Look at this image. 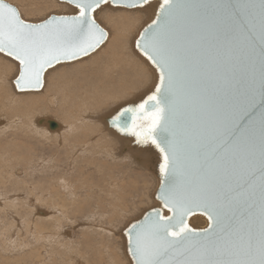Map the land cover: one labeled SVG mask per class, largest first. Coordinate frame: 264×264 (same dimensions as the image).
Listing matches in <instances>:
<instances>
[{
	"label": "snow or ice",
	"instance_id": "6c2138e0",
	"mask_svg": "<svg viewBox=\"0 0 264 264\" xmlns=\"http://www.w3.org/2000/svg\"><path fill=\"white\" fill-rule=\"evenodd\" d=\"M111 2L152 7L151 0ZM65 3L71 14L33 23L0 0V53L18 63L17 89L42 87L49 69L107 39L97 14L109 0ZM201 9L223 14L210 41L190 28V14ZM149 20L135 46L158 74L154 91L104 117L160 156V207L125 233L133 264H264V0H158ZM234 51L258 60L259 102L225 111L213 82ZM195 216L206 217L207 227L190 226Z\"/></svg>",
	"mask_w": 264,
	"mask_h": 264
},
{
	"label": "bare ground",
	"instance_id": "6f19581e",
	"mask_svg": "<svg viewBox=\"0 0 264 264\" xmlns=\"http://www.w3.org/2000/svg\"><path fill=\"white\" fill-rule=\"evenodd\" d=\"M26 1L32 6L44 3L43 0ZM47 1L45 0V3ZM56 2L51 1L53 4ZM151 3L152 7L148 8L147 12L140 9H132L138 10L135 12L117 10V14L122 12L118 16L124 20L126 18L127 22L117 21L121 22L118 23L119 26L114 22L111 26L114 32L111 38L107 39L109 42L105 43L106 46L104 44L95 55L92 54L87 62L83 59L88 57L83 58V63L81 61L78 67L66 68L68 70L60 67L57 70V65L51 76L48 70L44 76L45 90L42 88L44 92L38 93L40 96L37 93L32 94L34 92H20L15 84H9L16 79L14 77L17 75L15 70L18 64L4 58L1 53L0 111L4 115H0L3 117H0V213H6L5 220L0 217V264H78L80 261L79 264H133L128 255L127 238L122 229L126 227V230L132 223L130 219L139 205L142 209L147 206L149 210L154 208L153 206L156 207L153 198L155 199L154 188L158 177L154 176L159 173L160 156L152 147L143 148L136 145L134 137L116 133L105 123L104 117L116 107L140 102L154 91L158 82L155 69L135 46L142 29L150 22L149 16L154 18L158 0ZM47 4L49 5V2ZM110 8L121 9L108 4L102 12H109L108 16L115 14L116 10L111 11ZM130 26L133 28L129 29ZM135 26L136 30L131 32ZM77 63L80 64L78 61ZM60 69H65V72ZM79 89L82 90V95L78 92ZM69 90H72V95ZM68 96L80 100L82 107L77 111L80 118L74 116V119L80 121L77 122L81 128L80 132L75 123V135H71L72 126L45 115L47 108H43L45 104L42 103L46 100L47 103H55V100L59 99L65 101ZM54 123L58 128H52ZM70 137L75 138V144L70 142ZM79 137L84 139L78 141ZM61 140L67 147H80L79 155L86 154L87 160L84 158L82 168L73 163L77 168L75 172L82 177L79 183L67 178H55L53 170L63 162V157L55 147L53 152L43 148L42 143L54 142L60 145ZM27 142L34 143L35 148L27 146ZM68 148H65L66 151L64 149L65 153L71 152ZM65 156L68 157L66 164L72 156L74 157L71 154ZM45 162L48 163L50 176L42 170ZM33 164L44 175L38 182H32L33 188H29L27 182L30 180L26 181L25 178L19 177V174L16 176L15 170L23 166L29 170ZM149 171H153L154 176ZM139 181L143 184V196L142 201L137 202L140 190L139 186L137 188L134 184L140 183ZM14 182L17 184L15 190ZM58 184L66 191H57ZM70 189L71 197L63 194ZM22 196H26V199L21 198ZM23 201L25 203L20 204ZM45 203L46 207L43 206ZM66 203L71 205L68 207ZM8 209L9 212H14L11 213L10 219L6 217ZM27 209L36 219H28L22 230L17 226L22 225ZM140 210L139 208L138 211ZM142 213L145 214L143 210L139 212ZM78 220L83 221L82 226L87 233L83 234V240L75 241L74 245V242H71L73 227L69 231L64 228L70 227V224L73 225ZM191 220L205 226L204 228L207 227V221L203 217H191ZM127 221L130 223H126ZM14 227L16 229L12 230ZM62 235L67 240L59 238ZM113 241L115 246L111 244ZM96 246L99 247L98 256H93V261H90L89 252ZM83 249L86 250L83 251L84 254L81 252Z\"/></svg>",
	"mask_w": 264,
	"mask_h": 264
},
{
	"label": "rangeland",
	"instance_id": "374dc122",
	"mask_svg": "<svg viewBox=\"0 0 264 264\" xmlns=\"http://www.w3.org/2000/svg\"><path fill=\"white\" fill-rule=\"evenodd\" d=\"M25 1V2H24ZM24 1H22V0H6V2L7 3H9V4H12V5H14V6H16L18 9H19V11H20V13H21V15H22V18L23 19H25L26 21H29V22H33V23H39V22H42V21H44L45 19H47L49 16H52V15H66V14H71L72 13V9L66 4V3H62V2H60V1H58L57 0V2H56V0H46L47 2H49V5L47 4V2L45 3V0H43V2L44 3H42V5H30V4H28L29 2H27L26 0H24ZM51 1L52 2H56V3H51ZM16 2V3H15ZM38 2H40V0H38ZM28 5H27V4ZM51 3V4H50ZM58 3H61L60 5H57ZM46 4V5H45ZM56 4V5H55ZM48 5V6H47ZM52 6V7H51ZM56 6V7H55ZM59 8H58V7ZM49 7V8H48ZM62 7V8H61ZM51 8H53V9H51ZM69 9H71V11L69 10ZM111 9V11L113 10L114 11V9L115 8H110ZM29 10H31V12L29 11ZM53 10V11H52ZM116 10V12H115V14H111V16H108V14H109V12H106L105 11V13H101L100 12V14L98 13L97 14V20H98V23H100V25L108 32V34H109V36H108V39H110L111 38V35L113 34V32H112V30H113V28L111 27L112 25H114V22L116 23V25H118L119 26V24L124 20V18H121V17H119L118 15L119 14H122V12H119V14H117V10H119V11H128V12H135V11H138V10H126V9H115ZM64 11V12H63ZM109 11V10H108ZM23 12V13H22ZM51 12V13H50ZM31 13H32V15H31ZM107 13V14H106ZM34 14V15H33ZM49 14V15H48ZM46 15H48V16H46ZM110 15V14H109ZM29 16H31V17H29ZM106 16V17H105ZM113 16V17H112ZM35 17V18H34ZM105 17V18H104ZM119 17V18H118ZM38 18V19H37ZM101 18V19H100ZM111 18V19H110ZM35 19V20H34ZM37 19V20H36ZM109 19V20H108ZM114 19V20H113ZM111 20V21H110ZM113 20V21H112ZM117 21H121V22H117ZM125 22H127V20H126V18H125V20H124ZM123 21V22H124ZM119 23V24H118ZM110 27V28H109ZM112 28V29H111ZM133 27H131L130 26V28L129 29H132ZM136 28H137V26H135V28L133 29V30H130L131 32L133 31H135L136 30ZM111 30V31H110ZM129 31V32H130ZM138 31V30H137ZM136 31V32H137ZM127 35V34H126ZM109 42V40L106 42V44ZM106 44L104 45V46H106ZM104 48V47H103ZM102 49V48H101ZM96 54V53H95ZM94 54V55H95ZM0 55L1 56H3L1 53H0ZM93 56V55H92ZM92 56H89L88 58H86V59H83V61H85V62H87ZM4 58H6V59H9L10 61L12 60L11 58H9V57H7V56H3ZM81 61H82V59L81 60H78V62L80 63V64H78L77 63V61H75L74 63H67V64H60V65H58V68H57V70L61 67V68H71L72 66H74V67H78V66H80L81 65ZM83 61H82V63H83ZM12 62L13 63H15L16 61H14V60H12ZM16 64H18L17 62H16ZM57 67V66H56ZM56 67H54L53 69H51V70H49L50 72H49V74H50V76L52 75V73H53V71H55L56 69ZM73 67V68H74ZM88 68H90V66H88ZM87 68V69H88ZM65 69H60V70H64L63 72H65ZM76 69V68H75ZM90 69H92V68H90ZM66 70H68V69H66ZM17 70H15V72H16ZM70 71V70H69ZM91 71V70H90ZM17 73V75H18V71L16 72ZM15 73V74H16ZM17 75H15V77L14 78H16L17 77ZM47 76H49L48 74H47ZM9 84H15L14 82H9ZM45 84V83H44ZM45 87H43V89H44ZM43 89H41V91H39V92H34V93H32V94H36L37 93V95L38 96H40V94L42 93V92H44V90ZM82 90H78V92L82 95V92H81ZM69 92H70V94L72 95V90H69ZM26 93V92H25ZM38 93H40V94H38ZM24 94V93H23ZM43 94V93H42ZM41 96H44V95H41ZM56 102V104L55 103H47V100L45 101V102H42L43 104H45L44 105V107L43 108H47V111L45 112V115H47V116H49V117H51V119H55V120H62L63 122H64V124L66 123L68 126H72L71 128H70V131L72 132L71 133V135H75L76 134V129H75V127H74V125H75V123L79 126L80 124L78 123V122H80V121H78L77 119H74V116L75 117H78V118H80V116L77 114V111L78 110H80L82 107L80 106L81 104H80V100H78V99H73V97H67L66 99H65V101H62V99H59L58 101L57 100H55ZM116 108H118V107H116ZM116 108H114V109H116ZM75 110V111H74ZM112 112V111H111ZM110 113V112H109ZM2 114V116L4 115L3 114V112L1 113V111H0V115ZM94 114V113H93ZM2 116H0V117H2ZM3 118V117H2ZM1 118V119H2ZM53 119V120H54ZM78 121V122H77ZM79 131L81 132V128H80V126H79ZM71 139H70V142H72V143H74L75 144V142H74V139L75 138H73V137H70ZM84 138L83 137H79L78 138V141H82ZM62 142L61 143H59L60 145H57V144H55L54 142H43L42 144H43V148H47V149H50L51 151H53L54 152V150H53V148L55 147L56 148V150H57V152H59L60 151V153H61V156L63 157V162L60 164V165H56V169H54L53 170V173H54V175H55V178L56 177H62V178H67V179H71V181H73V182H80L81 181V178L82 177H80V175L77 173V172H75L76 170H77V168H75L74 166H73V163H74V165H76V166H80V168H82V166L81 165H83L84 164V158L87 160V158L85 157V155L86 154H81V155H79L78 153H81V150L79 149L80 147H78V148H74V146H68L67 147V145H65V143L63 142V140H61ZM28 143V145L27 146H31L33 149L35 148V145H34V143H31V142H27ZM43 148H42V150H43ZM68 148L71 152H69V153H65V151H66V149ZM74 148V149H73ZM64 149H65V151H64ZM77 149H79V150H77ZM40 151V150H39ZM47 153H48V151H47ZM46 153V155H48ZM65 154H71V156L72 155H74V157L72 156L71 158H70V162H68L67 164H66V162H65V160L68 158V157H66L65 156ZM73 160H74V162H73ZM58 162V160H56V158H55V163H57ZM52 165H53V162H52ZM74 167V168H73ZM31 169H29V170H27L26 169V167L25 166H23L22 168H18V169H16L15 171H17V172H15V174H16V176H18L17 174H19V177H22V178H25L26 179V181H29V183L27 182V184H28V186H29V188H33L32 187V185H34L32 182H34L35 180H36V182H38V180L39 179H41L40 177L42 176V175H44L43 173H41V171H39L40 169H38V167L37 166H35L34 164H33V166H31L30 167ZM42 170H44L45 171V173L47 174V175H51V174H49V166H48V163H46L45 162V165H42ZM87 168V167H86ZM80 170V169H79ZM22 171V172H21ZM149 173H153V171L152 172H150L149 171ZM46 175V176H47ZM153 175V174H152ZM154 176V175H153ZM44 177V176H43ZM42 177V178H43ZM145 177V176H144ZM143 177V179L145 180L146 178H144ZM155 178H157L158 180H157V182L158 183H156V185H155V192L157 191V189H158V187H159V173H157V175H156V173H155V176H154ZM17 180V179H16ZM56 180H59V179H56ZM156 181V180H155ZM140 182V181H139ZM47 184V183H46ZM17 184H15V182H14V189L13 190H15V188L17 187L16 186ZM135 186L137 185V188H138V186H139V190H140V194L139 195H137V197L139 198V200L137 201V202H140V201H142V194H143V188L141 189V187H143L142 185V183L140 182V183H137V184H134ZM158 185V186H157ZM10 187H11V185H9ZM13 186H12V188H13ZM157 187V188H156ZM57 188H58V190L57 191H59L60 192V190H62V191H66V189L63 187V186H61L60 187V184H58V186H57ZM141 190H142V192H141ZM63 194H68L70 197H71V195H72V189H70L69 191H67L66 193H63ZM155 194V193H154ZM153 193H152V198L154 197L153 195H154ZM14 196L15 194H11V196ZM24 195V194H23ZM137 197H135V199L137 198ZM21 198H24V200L26 199V196H22ZM137 198V199H138ZM136 199V200H137ZM143 199H146V198H143ZM145 202V201H144ZM21 203H25V201H23V202H20V204ZM156 203V204H155ZM67 205H68V207L71 205L70 203H66ZM153 204L154 205H156V207H157V205L159 206V204H158V202H156L155 201V199L153 198ZM27 205H28V203H27ZM43 206H45L46 207V203L45 204H43ZM24 208H26L25 206H23ZM83 207H84V205H83ZM153 207H155V206H153ZM85 208V207H84ZM139 208L141 209L140 211H144V213L147 211V210H149V208H147V206L146 207H144V209H142V206L141 205H139L138 206V209L136 208V210H135V216H133L134 215V213L132 214V219H130V222H134V221H137V220H139V219H141V215H143V213L142 214H139V212L140 211H138L139 210ZM11 211V210H10ZM138 211V212H137ZM13 211H11V212H9V209H8V215H6V217L8 218V219H10L11 217H12V213ZM52 212V211H51ZM6 213V212H5ZM4 212L3 213H0V217L2 218V220L4 219L5 220V214ZM136 213H137V215H136ZM13 214H14V212H13ZM140 215V216H139ZM10 216V217H9ZM140 217V218H139ZM196 217V216H195ZM194 217V218H195ZM200 217H203L206 221H207V219L204 217V216H200ZM28 219H32V220H35L36 219V217H35V215L33 216V214H32V212L31 211H29L28 209H27V211H26V217H24V221L22 222V225L20 224V226H17V227H19V229H24V227H25V223L28 221ZM129 222V223H130ZM82 223H83V221L82 220H78V222H74L73 223V225L72 224H70V227H66V228H64V230H70V229H72L71 227H73V237H71L72 239H71V242H74V245H75V243L77 242V241H80V240H83V234L84 233H87V232H85V230L83 229L84 227L82 226ZM126 223H128V221L126 222ZM128 223V224H129ZM101 224H103V223H101ZM127 224V225H128ZM190 226H192V227H194V228H204L205 226H203V225H200V224H196V223H193L192 222V220L190 221ZM66 225V224H65ZM51 226V225H50ZM82 227V228H81ZM124 227V226H123ZM126 227H124L123 229H122V232L124 233L125 232V229ZM14 229H16V227H14L12 230H14ZM60 234H62V231H60ZM90 236L91 235H89V238H90ZM60 237H62V239L64 238L65 240H67V238L64 236V235H62V236H59V238ZM92 238H95L94 236H92ZM74 240V241H73ZM35 241V240H34ZM76 241V242H75ZM115 241L117 242V239H115ZM115 241H113L111 244L113 245V246H115ZM40 247H41V245H39ZM42 248V247H41ZM97 249V250H96ZM99 247H95V248H93V251H90L89 252V260L90 261H93V256H95V255H97L98 256V253H99ZM41 251H42V249H41ZM86 251V250H81V252H82V254H84V252ZM97 251V252H96ZM45 253V252H44ZM90 253H91V255H90ZM92 258H91V257ZM87 258V257H86ZM97 258V257H96ZM85 261V260H84ZM81 262V261H80ZM80 262H78V264L80 263ZM87 261H85V263H86ZM94 262H95V259H94ZM121 264H123V263H121Z\"/></svg>",
	"mask_w": 264,
	"mask_h": 264
},
{
	"label": "water",
	"instance_id": "95a60500",
	"mask_svg": "<svg viewBox=\"0 0 264 264\" xmlns=\"http://www.w3.org/2000/svg\"><path fill=\"white\" fill-rule=\"evenodd\" d=\"M59 1L65 3V0H59ZM151 1H155V0H151ZM109 4L111 6L118 8H124L129 10L135 9V8H127L124 6H117L113 4L111 0H109ZM52 16H58V15H52ZM222 27H223L222 13L213 12L211 10L205 11L201 9L199 11H194L190 14V28L194 35L206 37L210 41L212 40L213 37L218 36L220 34ZM107 39L100 46V48L106 43ZM100 48H98L95 52H97ZM95 52H92L90 55L86 57L91 56ZM86 57H81L79 59H75L72 61H64L61 64L75 62ZM223 59H224V65L217 72L218 79L213 82L214 85H217V87L215 88V102L217 103V105L221 109L227 111L231 106L236 104H241V105L246 104L253 98H255L256 102L258 103L259 102L258 93L260 87V73H259L258 60H256L254 57H251L249 54L242 51H234L224 56ZM43 86H44V81H43ZM43 86L40 88L28 89L25 91H21L17 88L16 89L20 92H36V91H40L43 88ZM52 128L56 129L58 128V125L54 123L52 124ZM159 177H160V173H159ZM160 183H161V178H160ZM160 183L155 193V201L158 202L159 207H160V201L157 199V197L159 195ZM151 210L152 209L146 211L145 214H143V216L141 217V219L134 221L131 224L141 222L144 216ZM131 224L129 225V227L131 226ZM196 230L199 231L203 229H196ZM126 231L127 229L125 230V233ZM127 251H128V243H127ZM128 255L131 258L129 252Z\"/></svg>",
	"mask_w": 264,
	"mask_h": 264
}]
</instances>
